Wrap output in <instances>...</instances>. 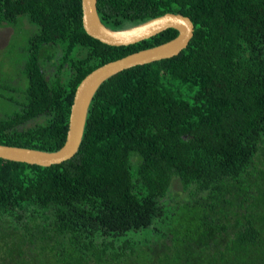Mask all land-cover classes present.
<instances>
[{
    "label": "trees",
    "instance_id": "16d2710c",
    "mask_svg": "<svg viewBox=\"0 0 264 264\" xmlns=\"http://www.w3.org/2000/svg\"><path fill=\"white\" fill-rule=\"evenodd\" d=\"M96 8L111 30L181 14L193 37L104 81L71 159H0V264H264V0ZM20 20L35 28L24 87L0 82V145L45 152L63 146L86 75L178 35L109 46L83 30L81 0H0V26Z\"/></svg>",
    "mask_w": 264,
    "mask_h": 264
},
{
    "label": "water",
    "instance_id": "95a60500",
    "mask_svg": "<svg viewBox=\"0 0 264 264\" xmlns=\"http://www.w3.org/2000/svg\"><path fill=\"white\" fill-rule=\"evenodd\" d=\"M96 4L97 0H81L82 27L88 36L103 44L116 47L133 45L168 29L176 30L178 35L161 45L108 62L86 75L75 90L66 140L59 150L45 152L0 145V159L41 167H49L71 159L80 146L89 105L100 85L126 69L178 55L186 49L193 37L194 26L191 20L181 14L172 13L164 14L128 29L111 30L101 23Z\"/></svg>",
    "mask_w": 264,
    "mask_h": 264
},
{
    "label": "rangeland",
    "instance_id": "374dc122",
    "mask_svg": "<svg viewBox=\"0 0 264 264\" xmlns=\"http://www.w3.org/2000/svg\"><path fill=\"white\" fill-rule=\"evenodd\" d=\"M34 28L25 20H20L13 27L9 25L0 26V82H3L5 86L13 85L20 89L24 87L20 70L23 67L28 37ZM7 79L9 82H6ZM20 95L21 92L16 93L17 97ZM4 109L7 112L12 110L0 103V113L4 112ZM179 189L180 186L176 182L173 183V186L171 185L173 193L179 195L175 201L183 203L188 200L187 194H185L187 192H183V194Z\"/></svg>",
    "mask_w": 264,
    "mask_h": 264
}]
</instances>
